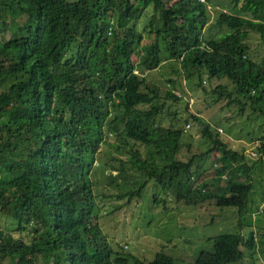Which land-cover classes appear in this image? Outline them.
<instances>
[{
	"label": "trees",
	"instance_id": "16d2710c",
	"mask_svg": "<svg viewBox=\"0 0 264 264\" xmlns=\"http://www.w3.org/2000/svg\"><path fill=\"white\" fill-rule=\"evenodd\" d=\"M212 1L0 0V264H261L264 227L242 223L259 162L174 93L195 78L215 102L264 116V53L251 50L253 36L264 48V0H226L213 23L226 30L210 38ZM168 62L169 87L146 77ZM189 122L211 143L199 154ZM106 168V185L92 180ZM149 181L151 205L234 209L240 231L190 260L127 252L100 223Z\"/></svg>",
	"mask_w": 264,
	"mask_h": 264
},
{
	"label": "rangeland",
	"instance_id": "374dc122",
	"mask_svg": "<svg viewBox=\"0 0 264 264\" xmlns=\"http://www.w3.org/2000/svg\"><path fill=\"white\" fill-rule=\"evenodd\" d=\"M228 3L226 0H213L211 3H206L210 25L208 24L204 30L205 37H218L226 30L224 27L213 23L218 12L224 9V5ZM252 40L251 50L255 52V56L263 54L264 48L257 40V36H253ZM165 65L162 63L158 69L145 74L150 81L163 88L169 87L166 78L172 69L169 67L172 66L169 62ZM195 81V78L190 82L185 79L176 80L174 93L176 95L182 94L180 91L183 89L186 94L184 103L188 102L190 110L199 111L197 113L202 117L204 123L209 124L212 131L218 130L220 132L221 130L223 140L228 144V147L235 150L243 148L245 154H249L259 162L252 173L254 189L249 200L250 219L249 222L246 220L242 222L250 223V227L256 234L255 230L262 228L258 227L259 225L264 227V156L257 157L254 148L259 143V134L264 136V116L258 112L253 113L248 106L241 113L239 107L234 104L226 106L225 100L215 102L209 93H203L200 88H196ZM203 85H207L206 81H203ZM184 103L172 104L171 108H177L181 111ZM189 124H184L183 128L189 130L193 136H186L184 141L190 143L192 153L199 154L211 146V143L203 138L198 130V126L200 127L202 122H189ZM228 128L232 132L228 131ZM215 152L207 155L206 158L211 159ZM95 164L98 165L96 162ZM206 165L208 162H205ZM202 166L203 164H201ZM107 171L106 168L103 172L100 170L95 173L92 172V180H95L96 177L101 185H106L105 175ZM150 183L151 181L143 189L142 200H132L129 204H124V200L118 201L122 206L112 211L110 215L113 214L114 216L103 218L102 223H100L102 231L108 232L109 236L122 241L121 245L125 247V250H128L127 252L135 255H146L145 250L147 249L150 252L147 253L149 256L146 255V257L151 259L154 252L163 249L165 253L170 252L174 257L190 260L192 253L195 255L201 246L209 245L206 241L208 237L239 230V218L234 209H220L208 202H204L189 211L177 203H172L170 206L167 204V209L155 204L151 205L153 189ZM117 191H120V188L112 187V192L116 193ZM112 200L116 201L114 197ZM253 206H258V208L253 209ZM258 218L261 221H258ZM0 224H2V220H0ZM185 236L186 240H184ZM154 238L158 239L161 244L156 243ZM258 263L264 264V255L260 257Z\"/></svg>",
	"mask_w": 264,
	"mask_h": 264
},
{
	"label": "crops",
	"instance_id": "0c3cea01",
	"mask_svg": "<svg viewBox=\"0 0 264 264\" xmlns=\"http://www.w3.org/2000/svg\"><path fill=\"white\" fill-rule=\"evenodd\" d=\"M251 228V227H250Z\"/></svg>",
	"mask_w": 264,
	"mask_h": 264
}]
</instances>
